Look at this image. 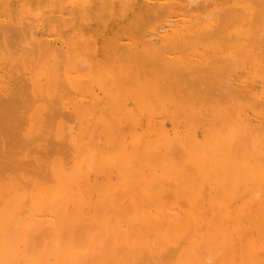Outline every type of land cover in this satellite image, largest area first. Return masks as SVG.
Here are the masks:
<instances>
[{
    "label": "bare ground",
    "instance_id": "bare-ground-1",
    "mask_svg": "<svg viewBox=\"0 0 264 264\" xmlns=\"http://www.w3.org/2000/svg\"><path fill=\"white\" fill-rule=\"evenodd\" d=\"M163 261L264 264V0H0V264Z\"/></svg>",
    "mask_w": 264,
    "mask_h": 264
},
{
    "label": "rangeland",
    "instance_id": "rangeland-1",
    "mask_svg": "<svg viewBox=\"0 0 264 264\" xmlns=\"http://www.w3.org/2000/svg\"><path fill=\"white\" fill-rule=\"evenodd\" d=\"M27 115L28 114H26V116L25 117H27ZM48 116V115H47ZM46 116V117H47ZM45 117V119H47ZM26 119V118H25ZM45 119H44V121H45ZM48 120V119H47ZM24 122L26 121V120H23ZM41 121H43V118H42V120ZM46 122V121H45ZM53 124H54V122H52ZM22 124V123H21ZM26 124V123H25ZM24 124V125H25ZM44 124H47V123H44ZM49 124V123H48ZM50 125V124H49ZM43 126V125H42ZM47 126V125H46ZM53 127H54V125H52ZM51 126V128H53ZM22 127H23V124H22ZM27 127V126H26ZM24 128H25V126H24ZM42 128V127H41ZM45 129V131L47 130L46 129V127L44 128H42V130L40 129V131H43ZM27 130V129H26ZM20 131H23V129H21ZM27 131H29V130H27ZM37 131V130H36ZM35 131V132H36ZM38 132H39V130H38ZM174 132L175 131H171V133L170 134H172V135H174ZM30 133V132H29ZM32 133V132H31ZM37 133V132H36ZM32 134H35V133H32ZM31 134V135H32ZM49 134V133H48ZM47 134V136L45 137V138H48L49 137V135ZM28 135V134H27ZM30 136V135H29ZM43 143V142H42ZM41 143V144H42ZM42 147H40V149H41ZM39 151H41V150H39ZM38 151V152H39ZM28 152V151H27ZM30 152V151H29ZM42 152V151H41ZM41 152H39V155L37 154V156L40 158V153ZM31 154H32V152H30ZM23 154V152L21 153V155ZM27 154V153H26ZM25 154V155H26ZM33 154H35V153H33ZM42 154V153H41ZM44 154V153H43ZM20 155V156H21ZM31 156V155H30ZM35 156V155H34ZM43 156H45V154L43 155ZM43 156L41 157L42 159H43ZM4 161V160H3ZM2 164H3V162H2ZM5 164V163H4ZM36 168H37V166H36ZM96 177V174H95V176H94V174L92 173V175H91V178H90V183L94 180V178ZM117 180H119V179H116V180H114V182H116ZM99 182V181H98ZM100 183V182H99ZM119 184V183H118ZM122 185H121V188L120 187H118V186H116V187H114V188H112V190H114V191H110V196H108V197H110V201H112V202H114V203H117V201L118 200H123V199H125V198H128V196H129V192L127 191V190H124V189H122ZM118 189H120L119 191H118ZM108 190H110L109 188H108ZM216 193V192H215ZM127 200V199H126ZM126 200H123V202L125 201V202H127ZM131 200V199H130ZM129 200V203L131 202ZM143 200V198L142 197H140V201H142ZM107 201V200H106ZM124 202V203H125ZM124 203L122 204V205H124ZM103 204V200L101 201V205ZM127 204V203H126ZM108 205H106V203L103 205V207L106 209V207H107ZM127 206V205H126ZM203 207H204V199L203 200H201L200 202H199V208L203 211ZM110 208V207H109ZM113 218V215H110V217H109V219H112ZM240 227H241V225H240ZM247 227L245 226V228H243L244 230L243 231H245V234H248V235H245V234H243V235H245V237L246 238H248L249 237V234L250 233H252L253 235H251V236H254V238L256 239V231H255V229L254 228H252V229H254V231L253 230H250V232H249V229H251V228H248L247 230H245ZM241 230H242V227H241ZM240 229L239 230H237V231H241ZM253 231V232H252ZM242 235V234H241ZM238 236V235H237ZM243 237V236H242ZM252 239H253V237H252ZM239 245V244H238ZM237 245V246H238ZM237 246H235V247H237ZM238 248H239V246H238ZM236 250H237V248H236ZM164 261H167V260H164ZM164 261H163V263L162 264H164ZM168 262V261H167ZM167 264V263H166Z\"/></svg>",
    "mask_w": 264,
    "mask_h": 264
}]
</instances>
